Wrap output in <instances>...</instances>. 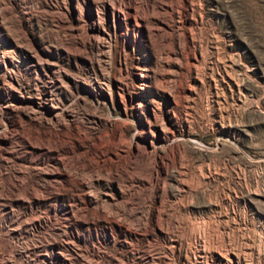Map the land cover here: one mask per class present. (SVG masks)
I'll return each instance as SVG.
<instances>
[{
  "label": "rangeland",
  "instance_id": "rangeland-1",
  "mask_svg": "<svg viewBox=\"0 0 264 264\" xmlns=\"http://www.w3.org/2000/svg\"><path fill=\"white\" fill-rule=\"evenodd\" d=\"M0 264H264V0H0Z\"/></svg>",
  "mask_w": 264,
  "mask_h": 264
},
{
  "label": "bare ground",
  "instance_id": "bare-ground-1",
  "mask_svg": "<svg viewBox=\"0 0 264 264\" xmlns=\"http://www.w3.org/2000/svg\"><path fill=\"white\" fill-rule=\"evenodd\" d=\"M6 58V57H5ZM6 64V63H5ZM6 66V65H5ZM8 67V66H7ZM8 70V69H7ZM10 70V69H9ZM172 243V242H171ZM173 247H174V245H173ZM203 257V256H202Z\"/></svg>",
  "mask_w": 264,
  "mask_h": 264
}]
</instances>
